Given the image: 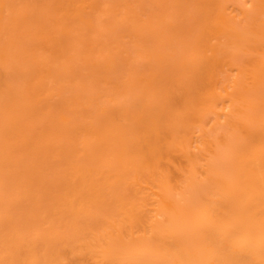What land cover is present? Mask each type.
Masks as SVG:
<instances>
[{
  "label": "bare ground",
  "instance_id": "bare-ground-1",
  "mask_svg": "<svg viewBox=\"0 0 264 264\" xmlns=\"http://www.w3.org/2000/svg\"><path fill=\"white\" fill-rule=\"evenodd\" d=\"M17 1L0 264H264V0Z\"/></svg>",
  "mask_w": 264,
  "mask_h": 264
},
{
  "label": "rangeland",
  "instance_id": "rangeland-1",
  "mask_svg": "<svg viewBox=\"0 0 264 264\" xmlns=\"http://www.w3.org/2000/svg\"><path fill=\"white\" fill-rule=\"evenodd\" d=\"M40 1H42V0H18L17 2H19V3H32L33 5H37ZM108 20V15H104L103 16V19H102V21H107ZM105 22H103V27H102V32L109 38V40L111 41V40H113V32H112V29H109V28H107L106 26H105ZM125 26V24L123 23V22H118L117 23V30H119L120 29V31L122 30V31H124V30H126V27H124ZM122 28V29H121ZM119 31V32H120ZM85 32V31H84ZM84 32H82L80 35H84ZM90 35V34H89ZM84 37V36H83Z\"/></svg>",
  "mask_w": 264,
  "mask_h": 264
}]
</instances>
